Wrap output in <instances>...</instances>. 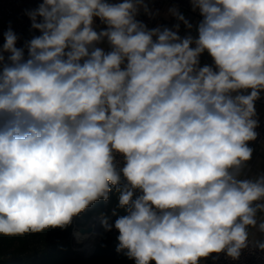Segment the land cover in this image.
<instances>
[{
    "label": "clouds",
    "instance_id": "9594fccd",
    "mask_svg": "<svg viewBox=\"0 0 264 264\" xmlns=\"http://www.w3.org/2000/svg\"><path fill=\"white\" fill-rule=\"evenodd\" d=\"M192 4L203 17L195 40L148 29L136 19L143 0H43L27 13L42 34L26 43V60L16 34H4L0 235L65 228L115 187L127 212L114 224L116 250L135 264L239 258L264 211L254 205L264 201V177L237 178L264 91V0ZM97 17L107 25L99 33ZM105 38L107 53L95 47ZM205 51L215 70L199 66Z\"/></svg>",
    "mask_w": 264,
    "mask_h": 264
},
{
    "label": "trees",
    "instance_id": "16d2710c",
    "mask_svg": "<svg viewBox=\"0 0 264 264\" xmlns=\"http://www.w3.org/2000/svg\"><path fill=\"white\" fill-rule=\"evenodd\" d=\"M123 184L121 179V187ZM119 194L113 187L107 201L101 198L74 217L77 223H86L94 213L101 215L99 239L92 252L83 254L71 249L70 224L40 233L0 235V264H135L124 252L116 250L119 232L114 224L117 218L127 215L126 210L119 207ZM104 218L113 226L111 231L105 230Z\"/></svg>",
    "mask_w": 264,
    "mask_h": 264
},
{
    "label": "built area",
    "instance_id": "2783aa9c",
    "mask_svg": "<svg viewBox=\"0 0 264 264\" xmlns=\"http://www.w3.org/2000/svg\"><path fill=\"white\" fill-rule=\"evenodd\" d=\"M41 3H43V0H0V55L4 56V61L0 62V70H2L4 64L10 63L8 60L10 53L3 52L4 34L9 29L17 36L16 47L24 50L25 60L28 58L26 43L42 33L38 29L31 27L32 22L27 13L37 9ZM143 3L147 6V11H145L144 7L139 9L136 19L145 24L148 29H154L159 22L164 20L163 9L165 7H173L181 13H187L191 10L192 0H143ZM41 19L38 17L37 21L40 22ZM173 23L171 21V24ZM93 28L99 33L102 30H106L107 25L103 22L94 23ZM103 41L107 42V39L105 38ZM109 51H111V46L108 43L105 52ZM242 94L247 95L249 93ZM257 105H264V91L260 92V98L255 101V108ZM255 119L258 121V126L255 129L257 137L247 143L248 147L258 151L264 146V114L256 110ZM0 125H2V118H0ZM114 162L117 170L122 169L125 164L123 155L114 153ZM121 178L127 183L122 173ZM140 195H142V192L139 189L134 190L133 199ZM99 218V214H93L86 223L96 222ZM72 223V229L74 230L78 226L74 218ZM86 223H80V225ZM257 244L249 236L248 247L241 250L238 259L229 257L226 252L212 253L206 258H201L198 264H264V250L260 249ZM151 264H155V261H152Z\"/></svg>",
    "mask_w": 264,
    "mask_h": 264
},
{
    "label": "crops",
    "instance_id": "0c3cea01",
    "mask_svg": "<svg viewBox=\"0 0 264 264\" xmlns=\"http://www.w3.org/2000/svg\"><path fill=\"white\" fill-rule=\"evenodd\" d=\"M106 2L114 4V3H122L123 0H106ZM173 10L177 11L179 14H182L184 18L188 21V23L191 24V28L186 27L183 21L178 20L176 15L173 14ZM163 14H164V20L159 22L155 28L159 27L163 29L166 27L170 30L177 31L178 35L181 38H184L189 35L194 40L198 38L197 29L203 17L200 15L199 9L194 10L193 4L191 5V10L187 13H181L173 7H168V8L165 7L163 9ZM171 21L174 23L171 24ZM99 22H102V21L98 17L94 18V23H99ZM176 25H179L178 30L176 28ZM95 47L102 48L104 51H106L108 47V43L105 41H101L100 43L96 44ZM192 47H195V45L193 44ZM205 65L212 66L213 69L215 70L214 61L207 51L202 53L199 57V66L203 67ZM250 92H251V89H248L246 91H243L242 93L250 94ZM255 109L258 112L264 114V105H257ZM260 177H264V146H262L260 150L258 151H255L252 149L251 158L244 163L243 167L240 169V172L237 178L240 180H243V179L256 180L257 178H260ZM257 203H264V201H259ZM256 219H257V227L249 226L247 230H248L249 236L255 242L264 243V232L259 231V224L261 222H264V213L257 212Z\"/></svg>",
    "mask_w": 264,
    "mask_h": 264
},
{
    "label": "water",
    "instance_id": "95a60500",
    "mask_svg": "<svg viewBox=\"0 0 264 264\" xmlns=\"http://www.w3.org/2000/svg\"><path fill=\"white\" fill-rule=\"evenodd\" d=\"M255 203H257V202H254V205H255ZM257 212L264 213V211H257ZM100 222H101L100 218L95 222V228H94L95 232H94V235H93V241L90 243L88 251L85 252L84 249H86V248L84 247L81 251L78 250V252L83 253V254H88V253L93 251V249H94V247L96 245V242L99 239V225H100ZM77 228H78V230L80 232H89L92 229V227L88 223H86L84 225H78Z\"/></svg>",
    "mask_w": 264,
    "mask_h": 264
},
{
    "label": "bare ground",
    "instance_id": "6f19581e",
    "mask_svg": "<svg viewBox=\"0 0 264 264\" xmlns=\"http://www.w3.org/2000/svg\"><path fill=\"white\" fill-rule=\"evenodd\" d=\"M89 225L92 227L89 232H80L78 228H74L73 235L76 242H82L84 246H87L90 242L91 237L94 235L95 222H89Z\"/></svg>",
    "mask_w": 264,
    "mask_h": 264
},
{
    "label": "rangeland",
    "instance_id": "374dc122",
    "mask_svg": "<svg viewBox=\"0 0 264 264\" xmlns=\"http://www.w3.org/2000/svg\"><path fill=\"white\" fill-rule=\"evenodd\" d=\"M94 214H96V213H94ZM100 219H101V215H100ZM76 225H80V223L76 222ZM72 228H73V223L71 222V225L69 228V235H70L69 240H70L71 249H74L76 251H78V250L81 251L85 247L86 249H84V251L87 252L89 249L90 243L93 241V237H91L89 244L87 246H84L82 242H76L75 241Z\"/></svg>",
    "mask_w": 264,
    "mask_h": 264
}]
</instances>
